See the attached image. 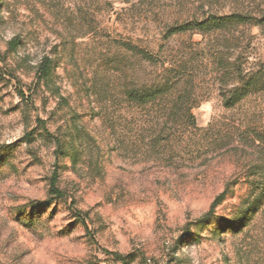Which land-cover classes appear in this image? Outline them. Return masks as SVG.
<instances>
[{"label":"rangeland","instance_id":"1","mask_svg":"<svg viewBox=\"0 0 264 264\" xmlns=\"http://www.w3.org/2000/svg\"><path fill=\"white\" fill-rule=\"evenodd\" d=\"M0 264H264V0H0Z\"/></svg>","mask_w":264,"mask_h":264},{"label":"trees","instance_id":"2","mask_svg":"<svg viewBox=\"0 0 264 264\" xmlns=\"http://www.w3.org/2000/svg\"><path fill=\"white\" fill-rule=\"evenodd\" d=\"M243 18L240 17L237 14L228 16V17H223V18H209L206 19V21L204 22H196V23H186L185 25H180V26H173L171 28L168 29L167 32V37H171V36H175V35H181V34H186V32L194 30L197 31L199 33H206V31L209 30H213L215 28L218 27H223L226 26V24H234V23H242ZM18 44L17 40H13L11 45L12 46H16ZM134 51L146 62H154L155 61V57L149 52V51H144V50H140L138 48H134ZM51 61L48 59H45L42 62V67L40 68L39 71V78L40 79H47L50 75L51 72V65H50ZM165 93L164 89L161 91V93H159L158 95ZM133 94V93H132ZM227 104H232L230 102L227 101ZM226 104V105H227ZM59 145V149L61 151L62 148V144L60 142H58ZM51 187H50V195L55 197L56 199H63L65 198V193L63 191H61V189L58 186V173L55 172L52 179H51ZM221 197H218L217 200L213 203L212 205V209L211 212L214 211L215 207L220 203L221 201ZM83 221L85 220V217L79 213L78 215Z\"/></svg>","mask_w":264,"mask_h":264}]
</instances>
